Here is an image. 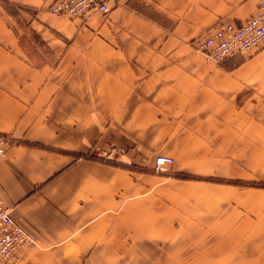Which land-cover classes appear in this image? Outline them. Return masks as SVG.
Listing matches in <instances>:
<instances>
[{"label": "crops", "instance_id": "obj_1", "mask_svg": "<svg viewBox=\"0 0 264 264\" xmlns=\"http://www.w3.org/2000/svg\"><path fill=\"white\" fill-rule=\"evenodd\" d=\"M8 1L39 43L0 2V199L32 237L14 264H264V42L218 63L190 45L257 0L84 18ZM159 154L174 161L154 171Z\"/></svg>", "mask_w": 264, "mask_h": 264}, {"label": "built area", "instance_id": "obj_2", "mask_svg": "<svg viewBox=\"0 0 264 264\" xmlns=\"http://www.w3.org/2000/svg\"><path fill=\"white\" fill-rule=\"evenodd\" d=\"M114 0H54L49 6L53 14L71 18H84L92 14L105 15ZM264 42V0H257L253 14L241 22L233 24L220 22L201 35L193 37L191 46L209 63H217L237 53H252ZM11 140L0 134V159H2ZM172 157L158 155L154 159L157 169L171 164ZM32 237L11 216V210L0 199V262L13 264L18 253L24 249Z\"/></svg>", "mask_w": 264, "mask_h": 264}, {"label": "rangeland", "instance_id": "obj_3", "mask_svg": "<svg viewBox=\"0 0 264 264\" xmlns=\"http://www.w3.org/2000/svg\"><path fill=\"white\" fill-rule=\"evenodd\" d=\"M257 3V1H256ZM3 8H4V14L6 16V19L8 20V23L18 32L22 35V40H23V44L26 46V47H36L37 45H39L38 43V39L36 37L35 34H32L30 33V31H32V28L31 26L29 25L28 21H27V13L28 11L31 13L30 9H26V7H22V6H19L18 4H14V3H8V4H5L2 5ZM256 7V5H255ZM255 10V9H254ZM50 12V11H49ZM254 12V11H253ZM51 13V12H50ZM53 14V13H52ZM253 14V13H252ZM220 22H223V21H218L216 22L214 25H216L217 23H220ZM213 25V26H214ZM210 29V28H209ZM208 30V29H207ZM206 30V31H207ZM205 31V32H206ZM191 41V40H190ZM191 45V43H190ZM192 47V46H191ZM193 48V47H192ZM195 51V50H194ZM256 51V50H255ZM196 52V51H195ZM226 59V58H225ZM222 61V60H221ZM220 62V61H219ZM218 63V62H217ZM5 135V134H4ZM102 150H98L97 152L100 153ZM106 154V153H105ZM161 155V154H159ZM95 157H98L100 156L99 154H94ZM106 156H109V155H106ZM158 156V155H156ZM155 156V157H156ZM154 157V159H155ZM112 158V157H111ZM173 159V158H172ZM174 161V160H173ZM111 162H114L116 163L115 159L112 158L111 159ZM173 163V162H172ZM171 163V164H172ZM164 167V166H163ZM163 167L157 169L154 165V160H153V170L154 171H160ZM186 176V175H184ZM255 183V182H254ZM256 183H259V182H256ZM261 184V183H259ZM18 258V257H17ZM15 263V262H14ZM13 263V264H14ZM110 264H113V263H110ZM185 264H198L196 262H192V261H186Z\"/></svg>", "mask_w": 264, "mask_h": 264}, {"label": "trees", "instance_id": "obj_4", "mask_svg": "<svg viewBox=\"0 0 264 264\" xmlns=\"http://www.w3.org/2000/svg\"><path fill=\"white\" fill-rule=\"evenodd\" d=\"M1 4L5 6V4H8L9 1L8 0H0Z\"/></svg>", "mask_w": 264, "mask_h": 264}, {"label": "bare ground", "instance_id": "obj_5", "mask_svg": "<svg viewBox=\"0 0 264 264\" xmlns=\"http://www.w3.org/2000/svg\"><path fill=\"white\" fill-rule=\"evenodd\" d=\"M12 141V140H11Z\"/></svg>", "mask_w": 264, "mask_h": 264}]
</instances>
